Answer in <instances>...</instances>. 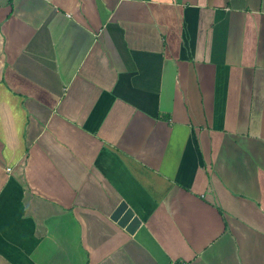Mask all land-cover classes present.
Wrapping results in <instances>:
<instances>
[{"label": "crops", "instance_id": "obj_1", "mask_svg": "<svg viewBox=\"0 0 264 264\" xmlns=\"http://www.w3.org/2000/svg\"><path fill=\"white\" fill-rule=\"evenodd\" d=\"M9 2L0 264H264V0Z\"/></svg>", "mask_w": 264, "mask_h": 264}, {"label": "water", "instance_id": "obj_2", "mask_svg": "<svg viewBox=\"0 0 264 264\" xmlns=\"http://www.w3.org/2000/svg\"><path fill=\"white\" fill-rule=\"evenodd\" d=\"M111 219L117 222L129 235L134 234L141 225L140 219L124 201L118 206Z\"/></svg>", "mask_w": 264, "mask_h": 264}, {"label": "trees", "instance_id": "obj_3", "mask_svg": "<svg viewBox=\"0 0 264 264\" xmlns=\"http://www.w3.org/2000/svg\"><path fill=\"white\" fill-rule=\"evenodd\" d=\"M13 1H14V0H10L9 3L12 5V4H13ZM165 119L169 120V119H170V116H169V115L165 116Z\"/></svg>", "mask_w": 264, "mask_h": 264}, {"label": "built area", "instance_id": "obj_4", "mask_svg": "<svg viewBox=\"0 0 264 264\" xmlns=\"http://www.w3.org/2000/svg\"><path fill=\"white\" fill-rule=\"evenodd\" d=\"M173 264H184V262H182V261H177V262H175V263H173Z\"/></svg>", "mask_w": 264, "mask_h": 264}]
</instances>
